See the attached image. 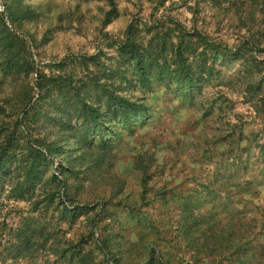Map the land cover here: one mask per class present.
Listing matches in <instances>:
<instances>
[{"label":"rangeland","instance_id":"rangeland-1","mask_svg":"<svg viewBox=\"0 0 264 264\" xmlns=\"http://www.w3.org/2000/svg\"><path fill=\"white\" fill-rule=\"evenodd\" d=\"M222 1L217 7L213 0H169L164 6L159 0H0V32L10 34L15 45L11 53L0 47V107L9 114L0 111V140L16 128L0 171V264H71L69 258L73 255L76 263L81 252H91L96 264H115L97 249L100 239L120 264L149 259L235 264L226 244L222 255L215 251L208 257L203 250L208 224L225 230V236L234 229L232 239L247 241L257 252L249 264H264V113H256V98L247 92L255 79L245 73L248 55L234 53L248 36L239 28L237 6L231 5L241 0ZM169 18L232 51L215 58L211 76L194 86L195 96H186L176 84L143 88L112 47L130 24L143 30L142 41L150 38L146 28L160 30ZM261 20L256 14L254 25L248 21L246 27L257 34L264 30ZM40 75L65 78L71 88L40 90L35 84ZM26 92L37 107L25 122L27 134L11 115ZM109 94L147 112L131 113L130 127L116 121L89 137L91 146L80 147L78 138L88 127L76 102L106 114ZM61 124L75 129L61 132ZM28 133L30 142L73 138L60 144L62 155L41 165L43 176L22 200L16 188H28L23 175L28 160L33 162L28 145L36 147L28 144ZM53 174L67 183L72 206L57 196L50 202L60 185L49 182ZM76 205L73 216L66 208L73 212ZM246 227L249 231L239 237Z\"/></svg>","mask_w":264,"mask_h":264},{"label":"trees","instance_id":"trees-1","mask_svg":"<svg viewBox=\"0 0 264 264\" xmlns=\"http://www.w3.org/2000/svg\"><path fill=\"white\" fill-rule=\"evenodd\" d=\"M168 1L169 0H159L158 4L164 6ZM213 1L217 4V7H220L223 3L222 0ZM231 5L237 6L235 17H237L240 22L239 28L246 29L248 33V36L244 37L239 43L234 53H245L248 55L245 60L247 64V72L245 73L250 80L255 79L248 84L247 92L256 98L257 102H254L253 105L256 113L261 114L264 113V46L260 42L264 43V40L260 41V39H264V30L256 34L252 27L246 26L248 25V21L250 24L252 23V25H254L256 14L261 16V22L264 26V0H241L239 3H233ZM168 20L165 22L166 25L162 26L160 30L155 25L146 28L145 31L150 35V38H148V40L142 38V41L139 38V33L143 30H140L135 24H130L126 30L125 38L122 41H115L112 47L116 49L118 57L124 60L125 67L132 69L133 76L138 78V83L143 88L153 83H164L167 86L176 84L185 91L184 94L186 96H195L194 86L197 85L199 79L203 78L204 75L211 76L213 72L211 64L215 61V58L219 56L220 52L231 50H228L227 46L217 43L211 36L197 28L189 30L175 19L169 18ZM3 27L10 32L6 24H4ZM0 33V47L4 46L3 48L8 49L11 53L15 45L9 41L10 34L6 32ZM256 35H258V38H256ZM14 38L16 39L15 36ZM17 63H19V61ZM27 65L26 67L31 69L30 73H33V71H35L34 67L28 62ZM42 80H44V83ZM65 80L67 79L61 78L60 76L46 78L40 75L35 84L40 90L46 87L48 92L53 88L70 89L71 87H69V84H66ZM153 80L155 82H153ZM33 91L34 88L32 87L31 92ZM33 102L34 96H31L30 92H26L15 106L18 109H15L13 114H11L16 117L15 126L23 127L26 134L27 129L25 128V122L29 118V115L36 114L37 112V107H32ZM70 103H72V101ZM76 103H79V108H76V111L79 110L83 112L82 124L88 127L78 138L79 140L77 143L80 147L91 146V142L88 138L91 137L92 139L97 137L103 129L108 130L109 127H112V123L116 121H119V123L124 126L130 127L132 125L130 122L132 120L130 117L131 113H136L141 110L147 112L145 106L119 98L113 94H109V99L106 102L109 108L106 114L101 113L93 104H88L86 102ZM20 104L23 106L21 110ZM0 111L9 115L5 110H2V107H0ZM104 119L107 121L103 122ZM108 120L114 121L108 122ZM60 127L61 132H65L66 130L67 133L73 132L75 129V126L72 124H68L66 129H62V124ZM15 129H13V132L8 134L4 140H0V171L1 169L3 170V165L8 159L10 151H12ZM31 135L32 134L28 133L26 139L28 144L32 143L36 145L35 148L32 145H28L33 155V162L29 164L28 160L25 166V174H23L25 177L24 183L28 188H24L23 184H21V186L18 185L16 188L18 197L22 200L26 198L27 193L30 191L34 192V188L30 187V185L34 184L40 176H43L40 171L41 165L49 161L52 162L57 156L62 155L63 148L60 144L64 141L69 143L73 138V136L71 137L66 134L64 141L54 140L52 142H47L43 140V138H38L32 140L34 142H30ZM111 135L115 136L116 133ZM261 152L264 154V144L261 146ZM49 157L52 158L49 159ZM59 166L63 167L62 164H59ZM67 172H72V169L68 167ZM65 173V169L62 168L59 176L63 177ZM59 176L53 174L49 180L50 183L57 181L60 184L59 190L52 193L49 200L52 202L57 196V199H60L62 203L64 202L66 205V203L69 202L72 206L73 198H70L67 183L65 181H60ZM47 185L45 184L42 188ZM61 185L63 186L60 187ZM247 185L248 184H245V186ZM121 190V186L115 189L116 193H120ZM61 191L63 192V196ZM66 209L68 213H72L74 216L79 206L76 205L73 209L75 211L73 212L70 211L71 209L69 207ZM83 209L86 211L87 209L91 210V205L84 204ZM101 212H103V207L97 211L95 216ZM206 230L208 232V237L205 238V244L202 245V248L204 251L208 252V257L215 251L222 255L224 252V244H226V250L232 249L231 255L236 257L234 260L235 264H249V259H251L253 255H257V252H254V254L252 253V248H248L249 243L247 241L242 240L241 242L240 238H238L237 241L232 239L234 229L227 236L224 235L225 230H216L215 226H210L209 224ZM248 231L246 227V230L242 232V234H240V232L238 233L239 237H244L245 233ZM98 245L97 249L101 251L106 262L120 264L118 260L112 257L106 241L100 239ZM237 253H239V256H236ZM259 256L261 257L263 255ZM69 261L71 264H96L92 259L91 252H81L76 258V263H74L75 258H73V255L69 258ZM146 264L156 263L153 259H149Z\"/></svg>","mask_w":264,"mask_h":264}]
</instances>
